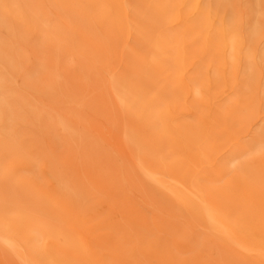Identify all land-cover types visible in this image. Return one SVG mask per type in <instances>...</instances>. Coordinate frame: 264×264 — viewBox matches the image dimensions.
Masks as SVG:
<instances>
[{
  "label": "bare ground",
  "instance_id": "obj_1",
  "mask_svg": "<svg viewBox=\"0 0 264 264\" xmlns=\"http://www.w3.org/2000/svg\"><path fill=\"white\" fill-rule=\"evenodd\" d=\"M49 11L59 24L51 21ZM159 27L172 33L158 32ZM137 46L145 49L139 56ZM105 57L115 62H105ZM242 62L246 80L238 73ZM89 71L99 80L102 73L108 82L121 73L119 84L109 85L110 100L132 125L131 138L146 131L152 142L178 151L165 158L130 141L132 161L144 180L223 242L228 261L264 263V245L255 240L251 217L243 211L259 191L245 180L243 170L225 182L226 188L201 184L209 176L217 182L222 175V165L212 162L221 151L219 160L247 146L235 140L244 127L240 123L252 116L239 113L255 100L247 92V80L254 78L264 88V0H0V242L5 251L22 264L70 258L78 264L79 249L70 251L58 241L75 239L68 235L72 224L54 222L58 212L79 206L64 184L65 172L83 190L91 185L108 193L118 186L108 185L109 170L99 168L98 141L108 120L102 116L104 126L95 125L100 116L91 106L97 100H87ZM166 76L165 86L145 96L155 80ZM226 86L231 93L218 105ZM164 90L173 96L161 99ZM182 113L192 121H177ZM263 139L264 128L252 142ZM55 145L66 152L62 170L41 153ZM252 158L264 166V152ZM6 183L31 199L12 201L2 189ZM94 198L93 191L84 192L85 213L92 211ZM46 206L50 210L39 222ZM140 221L130 210L117 223Z\"/></svg>",
  "mask_w": 264,
  "mask_h": 264
},
{
  "label": "rangeland",
  "instance_id": "obj_2",
  "mask_svg": "<svg viewBox=\"0 0 264 264\" xmlns=\"http://www.w3.org/2000/svg\"><path fill=\"white\" fill-rule=\"evenodd\" d=\"M49 17L52 22L59 24L60 20L51 11H49ZM158 32H165L167 35L172 33L166 31L163 27H159ZM134 50L138 56L145 51L142 46L134 47ZM126 52L129 53V51ZM227 54L228 50L225 49L223 56L226 57ZM240 54H244L243 51ZM46 55L54 56L51 53ZM104 61L115 62L114 59L106 57ZM144 65L146 66V63ZM170 65L171 62H168L166 64L167 68ZM111 66L118 68L116 63H112ZM89 73V79L86 78L85 82L91 90V95L87 100L91 98L97 100L98 104L93 103L91 106L99 111L100 116L95 125L104 126L101 119L102 116H105L108 120L105 132L101 136L102 140L98 141L99 168L109 170L111 174L109 182L111 183L108 185L116 184L118 186L108 193H104V188L91 185H87V190H83L80 188L81 185L73 183L72 173L65 172L67 175L65 176L66 182L64 184L69 188V194L78 200L79 206L68 207V213L58 212V217H54V222L55 224H62V221L65 220L63 224L67 222L72 224V227H70L71 231L68 228L64 229H68L70 237L75 234V239L65 240L59 237L58 241L66 244L70 251L72 247L79 249L80 261H78V264H256L252 261H243L237 258L228 261L226 257L227 250L223 242H220L206 228L189 220L186 213L180 212L173 207L144 180L143 174L140 173L132 161L130 141L142 146L143 150L160 154V156L165 158L178 156V151L171 152L166 146L152 142L151 139L146 137V131L145 133L139 131L137 133L139 136L131 138L129 132L132 125L110 100L109 85L110 83L118 85L122 77L121 73H116L110 82L103 78L102 73L100 80L93 72L89 71ZM238 73L239 77L246 80V64L244 62L241 63ZM167 81V76L155 80L153 86L145 90V96L148 98L154 96L158 91L156 87L165 86ZM247 81V92L249 91V94L255 96V100L250 108H245L239 113L244 116L246 114L245 111H249L252 116L244 123H240L239 127L242 125L244 127L236 135L237 139L235 140L247 146H244L242 150H238L234 155L219 160L225 152L221 151L214 157L212 162L218 160L217 163L222 165V175L217 182L210 181L213 177L209 176V179H204L201 184L206 186L213 183L217 187L226 188L225 182L234 178L238 169L243 170L242 175L245 180L259 191L258 195L251 196L250 201L253 203L251 205L248 204L243 211L251 217L250 224L255 229V240L257 239L264 245V166L252 158L254 154L264 152V139L257 144L252 142L257 130L264 128V97L260 95V92L264 95V88L261 82L254 80V78H250ZM230 93L231 89L226 86L223 96L218 99V105ZM173 94L174 92L164 90L159 94V97L168 99ZM223 97L225 98L223 99ZM34 102L38 101L34 100ZM176 117L177 121L184 123L192 121V118L185 113ZM211 123H207L208 127L211 126ZM109 134L113 135L108 136ZM36 135L40 136L37 133ZM215 137L218 139L224 138L221 134H216ZM117 143H120L123 149L118 148L116 146ZM41 153L49 156L51 162L58 170L63 169L61 161L65 159L66 152L64 150L57 148L55 145L52 146V151L49 147H44ZM261 167L262 169H260ZM251 168L253 170L249 172ZM209 172L210 167L208 165L204 168V173L207 174ZM23 174L28 175L27 173ZM2 189L8 192L12 201L16 202L24 197L31 199V197L24 195L22 192H17V189L13 188L9 183L3 184ZM86 191L87 193L93 191L95 196L92 201L94 207L92 211L87 213L81 209V197ZM247 192L244 191L243 197H248L249 194ZM120 203H127L128 207L117 206ZM41 209L42 213L36 220L44 222V216L48 213L50 207H41ZM130 210L143 221L117 223L118 217L120 218L122 213ZM155 218L158 220H155ZM78 219V223L73 222ZM70 260L71 262H64L73 264L71 258ZM64 262L60 261L54 264H65ZM0 264L22 263L6 252L0 242Z\"/></svg>",
  "mask_w": 264,
  "mask_h": 264
}]
</instances>
